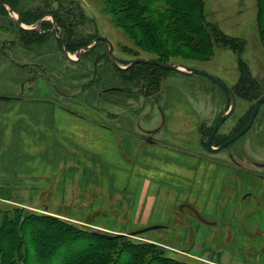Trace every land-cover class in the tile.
Instances as JSON below:
<instances>
[{
	"label": "rangeland",
	"instance_id": "obj_1",
	"mask_svg": "<svg viewBox=\"0 0 264 264\" xmlns=\"http://www.w3.org/2000/svg\"><path fill=\"white\" fill-rule=\"evenodd\" d=\"M8 1L34 30L0 4V96L21 99L0 101V224L43 218L79 238H109L93 264H264V238L248 235L264 229V215L248 218L253 205L231 202L221 169L210 167L221 155L202 139L229 109L226 93L156 65L120 72L103 41L83 51L101 36L121 67L155 60L215 76L236 97L219 129L227 133L264 97V0L259 17L255 0ZM53 30L74 47L72 60ZM261 126L264 104L238 140L248 159H258Z\"/></svg>",
	"mask_w": 264,
	"mask_h": 264
},
{
	"label": "trees",
	"instance_id": "obj_2",
	"mask_svg": "<svg viewBox=\"0 0 264 264\" xmlns=\"http://www.w3.org/2000/svg\"><path fill=\"white\" fill-rule=\"evenodd\" d=\"M257 7L259 17L260 1ZM66 45L68 51L70 44ZM21 247H24L22 254L19 253ZM112 247L109 238L94 233L79 238L68 228L43 218H36V223L29 220L19 223L12 219L0 224V264H57L58 260L61 264H93L101 258L98 254L101 250ZM62 248L69 251L60 258Z\"/></svg>",
	"mask_w": 264,
	"mask_h": 264
},
{
	"label": "flooded vegetation",
	"instance_id": "obj_3",
	"mask_svg": "<svg viewBox=\"0 0 264 264\" xmlns=\"http://www.w3.org/2000/svg\"><path fill=\"white\" fill-rule=\"evenodd\" d=\"M62 39L65 42V44L68 43V42L66 43L63 37ZM69 47L71 49L74 48L71 45H69ZM77 47H76L77 48L76 50L78 51V49H80V46H77ZM66 49H67V45H66ZM249 116L244 124L240 125L238 123L237 126L230 129L227 133H219V129L221 127L220 126L211 139V147L213 151L208 150L206 143H207L208 137L212 134L214 130V127H215V124L218 118L216 119L209 133L206 136H204L202 139L204 141V147L210 155L212 156L221 155L222 160H216L212 158L209 159L210 167L213 170L221 169L222 177H223L222 178L223 188L227 190V195L231 194V199H232L231 202L236 201L240 203L241 205H243L244 203H249L253 205L255 207L254 210H252L251 213L247 214L248 218H253L259 215V212H262V214L264 215V157H263L264 156V127L261 126L256 131L257 135L255 138L256 141L254 145V148L256 149L254 152L256 153V156L258 155L257 156L258 159H248L245 156V145L244 143L238 142V140L243 135L236 141L222 148L221 150L214 151L222 143H224L229 138L237 134L245 126V124L247 123L249 119ZM161 120H162L161 129H162L164 126V119H161ZM254 122H255V119H254ZM253 124L251 125L249 130L253 127ZM154 133H147V134H154ZM147 138L144 139L145 142H147ZM152 142L153 141L151 139L149 143H152ZM228 200L229 199H227L226 201ZM241 212H243L242 209H241ZM219 226L220 224L216 222V224L213 225L212 227L218 228ZM252 231L253 232L248 233V235H250L251 237L264 238V229L261 226L259 225L255 226L254 230Z\"/></svg>",
	"mask_w": 264,
	"mask_h": 264
},
{
	"label": "water",
	"instance_id": "obj_4",
	"mask_svg": "<svg viewBox=\"0 0 264 264\" xmlns=\"http://www.w3.org/2000/svg\"><path fill=\"white\" fill-rule=\"evenodd\" d=\"M0 4H2L3 6L9 8V10H11V11H13L15 13V15H16L15 25L16 26H18L19 28L24 29L26 31L34 30V29H27V28L23 27V25L20 23L19 13H18V11L16 10V8L13 5H11L6 0H0ZM51 34L60 41V43L62 45V48H63V54L65 55V57L68 58L69 60H72L68 56V51L66 49V44L63 41V39L61 37L57 36L56 31H54V30L51 31ZM99 41H103L104 43H106L108 45V48H109L108 51H107L108 59L110 60V63L113 65V67H115L119 71H125L127 69H130V68H132V66L134 64H137V63L146 64V65H156L158 67H161L162 69L168 70L170 72H175V73H178V74H181V75H184V76H189V75L202 76V77L208 79L209 81L213 82L218 87H220L226 93V95L228 97L229 109L227 111L221 113V115L218 117V119L216 121V124H215V127H214V130H213L212 134L207 139V143H206L207 148H208V150L213 151V149L211 147V139H212L213 135L215 134L217 129L221 126V124L233 114V112L235 110V107H236L235 94L233 93V91L227 85H225L222 81H220L215 76H213L211 74H208L206 72H203L201 70L194 69V68H191V67H188V66H184V65L163 64V63H160V62L155 61V60L136 59V60H133L132 62H130L127 66L121 67V66L118 65L117 61L114 59L112 43L108 39H106L104 37H101V36L95 37L94 40H93V43L90 46L84 48L83 51H90ZM33 79H34V77L29 78L26 81H32ZM164 80H165V77H164V75H162L161 78H160V81H159L158 90L152 97H155V96H157V95H159L161 93V91L163 89ZM110 90H114V89L113 88L112 89H108V91H110ZM0 100L8 101V100H11V98L10 97H1L0 96ZM262 104H264V97L257 98L255 100L254 104H253L249 119H248L247 123L245 124V126L237 134H235L234 136L229 138L227 141L222 143L214 151L221 150L222 148L226 147L227 145L231 144L232 142H234L237 139H239L242 135H244L249 130L251 125L253 124L254 119H255V117L257 115V112L259 110V107ZM158 110L160 111L161 117L163 118V112H162L161 108L158 107ZM159 128H161V126ZM158 129H156L154 131L147 132V133H154L155 131H158ZM150 140H151V137L149 136L147 138V142H149ZM183 208H188L193 213L195 218L200 223H202L204 225L213 226V225L216 224L215 222L208 221L205 218H203L198 213V211L195 208H193L192 206H190V205H187V204L181 205L180 206V210H182ZM161 227L162 226H157V225L145 227L143 229L131 232L129 234V236H135V235L143 234V233H146V232H149V231H152V230L159 229Z\"/></svg>",
	"mask_w": 264,
	"mask_h": 264
},
{
	"label": "crops",
	"instance_id": "obj_5",
	"mask_svg": "<svg viewBox=\"0 0 264 264\" xmlns=\"http://www.w3.org/2000/svg\"><path fill=\"white\" fill-rule=\"evenodd\" d=\"M2 5V4H1ZM249 5L250 6H252V2L251 3H249ZM254 6H255V12H258V7H257V0H255V3L253 4V8H254ZM26 31V30H25ZM15 40V39H14ZM20 41V40H19ZM3 47V46H2ZM1 51L3 52V53H6V50L5 49H1ZM4 57V56H3ZM23 85V84H22ZM11 98V97H10ZM11 100H15V101H20L21 99H19V98H11ZM0 101H3V100H0Z\"/></svg>",
	"mask_w": 264,
	"mask_h": 264
},
{
	"label": "bare ground",
	"instance_id": "obj_6",
	"mask_svg": "<svg viewBox=\"0 0 264 264\" xmlns=\"http://www.w3.org/2000/svg\"><path fill=\"white\" fill-rule=\"evenodd\" d=\"M24 27V26H23ZM24 28H26V27H24ZM27 29H29V28H27ZM84 52H88V51H84Z\"/></svg>",
	"mask_w": 264,
	"mask_h": 264
}]
</instances>
